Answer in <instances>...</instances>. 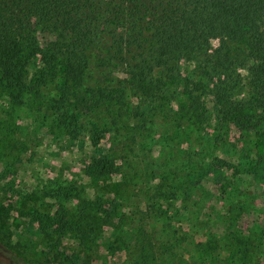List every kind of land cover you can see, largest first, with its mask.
<instances>
[{"label":"rangeland","instance_id":"obj_1","mask_svg":"<svg viewBox=\"0 0 264 264\" xmlns=\"http://www.w3.org/2000/svg\"><path fill=\"white\" fill-rule=\"evenodd\" d=\"M205 80L201 118L176 94L134 137L0 75V264H264V105L247 68Z\"/></svg>","mask_w":264,"mask_h":264},{"label":"trees","instance_id":"obj_2","mask_svg":"<svg viewBox=\"0 0 264 264\" xmlns=\"http://www.w3.org/2000/svg\"><path fill=\"white\" fill-rule=\"evenodd\" d=\"M239 67L264 105V0H0L1 80L51 95L65 127L108 117L142 136L176 94L201 118L205 79L224 84ZM112 165L96 159L92 169Z\"/></svg>","mask_w":264,"mask_h":264}]
</instances>
